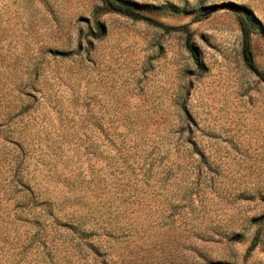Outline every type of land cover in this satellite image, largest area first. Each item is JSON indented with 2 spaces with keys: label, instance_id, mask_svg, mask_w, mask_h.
Instances as JSON below:
<instances>
[{
  "label": "rangeland",
  "instance_id": "374dc122",
  "mask_svg": "<svg viewBox=\"0 0 264 264\" xmlns=\"http://www.w3.org/2000/svg\"><path fill=\"white\" fill-rule=\"evenodd\" d=\"M132 1L0 0V264H264V0Z\"/></svg>",
  "mask_w": 264,
  "mask_h": 264
},
{
  "label": "trees",
  "instance_id": "16d2710c",
  "mask_svg": "<svg viewBox=\"0 0 264 264\" xmlns=\"http://www.w3.org/2000/svg\"><path fill=\"white\" fill-rule=\"evenodd\" d=\"M106 10L109 12H114L133 20H147L151 21L150 18L145 15L141 9L140 5L132 0H103ZM237 17L239 21L241 36H242V52L248 67L254 71L263 81L264 73L258 70L257 66L254 64L251 57V44L250 37L254 32L256 24L258 22L257 18L254 16L252 11L244 6H237ZM101 30V29H99ZM191 34L187 33L186 46L190 54L196 62H198V54L194 46L190 42Z\"/></svg>",
  "mask_w": 264,
  "mask_h": 264
}]
</instances>
